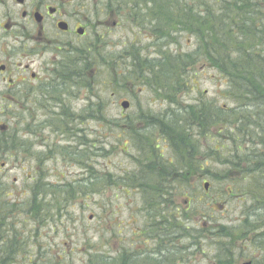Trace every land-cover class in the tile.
<instances>
[{
	"label": "trees",
	"instance_id": "obj_1",
	"mask_svg": "<svg viewBox=\"0 0 264 264\" xmlns=\"http://www.w3.org/2000/svg\"><path fill=\"white\" fill-rule=\"evenodd\" d=\"M130 4L146 7L152 27L157 26L152 30L157 40L174 43L177 37L188 36L195 45L191 53L183 55L164 52L161 57L141 60L138 54H133L135 74H145L150 88L162 94L174 107L169 116H164L170 122H164L159 127V135L164 138L171 155L166 160L161 153H157L158 147L154 148L150 140L144 138L145 143L137 145L140 158L135 162L136 169L125 173L119 180L120 185L127 188V193L135 195L144 212L147 230L159 241L158 247L165 249L139 258L120 253L119 258L108 259L102 254H94L87 264H176L179 263L176 256L187 250L184 241H189L188 246L198 250L203 245L210 246L213 264H236L237 260L252 252H255L252 264H264V73L257 74L259 66L264 64V57L258 56V53L264 55V0H133ZM84 57L82 75L63 79V71L59 72V87L63 86L67 91L77 85L91 90L96 77L91 76L90 80L86 75V71L90 70V59L86 54ZM200 62L216 69L225 78L228 86L224 92L225 99L231 101L232 107L224 108L202 100L179 106L177 96L189 87L187 68ZM57 85L52 93L58 89ZM56 101V106L63 111V102ZM105 108L104 102L97 101L90 118L105 121ZM144 118L155 124L162 122L153 117ZM59 119L61 125L54 128L55 133L63 136L64 129L76 148L85 147L91 152L98 150L95 141L80 135V128H72V123L77 121L75 116L65 112ZM40 129L39 126L26 124L23 130L31 136ZM18 134L9 130L0 132V159L8 154L15 159L30 154L31 146ZM131 134L136 141L139 140L137 133ZM199 137L213 140V145L206 151L201 150L202 153L197 156L199 153H193L191 145L192 138ZM44 147L51 152L58 151L56 155L62 158L66 153L63 146H54L53 149L47 145ZM226 149L229 150L225 156L223 151ZM67 151L78 154L72 152L73 149ZM35 159L41 160L39 156ZM209 160L220 161L228 170L234 171H228L230 174L244 176L245 186L241 189L235 188V185L219 189L210 203L196 196L191 188L193 181L209 180L208 189L203 187L207 194L216 184L239 182L231 176L227 177V172L222 175L211 173ZM76 163L83 168L85 165V178L65 184L45 183L39 171L30 178L32 182L27 194L32 204L29 203L28 207L33 206L36 220L40 219V213L43 218L49 217L47 209L51 210L53 217L63 215L70 199L96 186L97 181L101 182V186L107 185L98 180L93 166L87 161L84 164L77 159ZM106 175L110 177V174ZM0 191L1 199L5 196L1 182ZM47 197L50 201L46 200ZM225 197L239 199L243 203L239 218L231 225L215 223L205 213L194 216V209H200L202 200L210 208L223 209ZM177 200H181L178 206ZM204 219L212 224L205 223ZM137 235L140 236L141 232ZM177 246L183 247L182 251H172V255L167 256L169 251L166 249Z\"/></svg>",
	"mask_w": 264,
	"mask_h": 264
},
{
	"label": "rangeland",
	"instance_id": "obj_2",
	"mask_svg": "<svg viewBox=\"0 0 264 264\" xmlns=\"http://www.w3.org/2000/svg\"><path fill=\"white\" fill-rule=\"evenodd\" d=\"M3 1H7V5L0 4V22L10 12V15L20 22L21 11L15 0ZM132 1L63 0V10L69 19L74 20L78 16L94 25L100 34L99 38H102L95 42L97 52L94 60L88 63L90 70L86 71L90 80L91 76L96 77L95 84L92 83L91 90L72 87L73 89L67 91L63 86L57 85L58 89L53 93H45L46 99L39 101L36 106L0 111V125L5 126L7 131L19 133L18 136L28 141L31 146L30 154H23L21 158L15 159L8 154L4 159H0V182L5 199L15 200L20 209H25V205L28 206L29 202H32L28 198L27 190L32 182L30 178L37 171L45 183L48 181L65 184L85 178L87 174L85 165L83 168L76 163L77 159H81L84 164L87 161L92 165L98 180H102L103 185L107 184L101 186V182L97 181L96 186L75 195L61 216L53 217L51 210L46 208L50 213L47 221L42 213L39 221L35 220L34 224L30 223L28 218L19 219L16 229L18 239L29 247L25 248V251L41 248V254L36 253V256L41 259L45 257L44 262L49 264H87L88 259L94 254H102L108 259L119 258L120 253L139 258L165 249L158 247L159 241L147 230V221L139 201L135 195L127 193V188L121 186L119 180L125 173L136 169L135 162L140 158L137 145L145 143L144 138H148L154 148L158 147L157 153H161L166 160L170 159L171 155L167 143L159 135V127H162L164 122H170L164 116H169L174 107L161 96L162 94L150 88V81L145 74L141 73V76L135 74L133 54H138L141 60L161 57L164 52L183 55L191 53L195 45L193 39L188 36L177 37L174 43L171 40H157L152 32L157 26L152 27L153 23L145 12L146 7L141 5L133 7L130 4ZM187 71L189 87L187 91L184 90L177 96L179 106L202 100L214 102L224 108L232 107L231 101L225 99L224 92L228 89L226 80L216 69L200 62L187 68ZM93 72L97 74L91 75ZM109 82L113 84L108 86ZM44 96L42 98H45ZM56 100L63 102V111L56 106ZM97 101L106 104L105 121L90 118V115L94 114L92 107ZM124 101L130 104L127 110L120 107ZM65 112L77 118L73 125L70 124L72 128L74 126L80 128L82 130L80 135L83 134L87 140L95 141L98 150L91 152L86 151L85 147L76 148L71 143V136L64 133V129L63 136L59 134L60 130H57L58 133L53 131L54 128H60L59 118ZM145 116L157 118L162 122L155 124L150 119H145ZM26 124L39 126L41 129L35 135L28 136L23 130ZM131 133H137L139 140L136 141ZM192 141L191 148L193 153H199L197 156L213 145V140L207 141L201 137L192 138ZM46 145L52 149L54 146L56 148L63 146L66 153L62 158L56 155L58 151L51 152L44 147ZM242 148L245 149L244 146ZM72 149V152L78 154L73 155L67 151ZM228 150L223 151L225 156ZM240 155L243 156V153ZM37 156L41 160L35 159ZM208 164L211 173L222 175L227 172V177L231 176L239 182L216 184L207 194L203 187L205 183H211L209 180L203 178L200 182L193 181L192 191L196 196L205 198V202H212L219 189L231 188L233 185L241 189L245 186L244 176L228 173L234 171L228 170L229 168L220 161L209 160ZM106 174H110V177ZM46 200L50 201V197ZM225 200L223 209L215 206L210 208L202 200L200 211L194 209V216L205 213L215 223L231 225L239 218L243 203L235 198L225 197ZM180 203L181 200L176 201L177 206ZM205 223L212 224L207 220ZM138 232H141L140 236L137 235ZM177 242L179 243V240ZM183 244L187 246L185 247L187 250L176 256L179 261L176 264H213L211 260L213 251L210 246L203 245L198 250L190 248L189 241H184ZM182 248L180 246L167 248L169 251L167 256H171L172 251H182ZM43 252H46L45 256L42 255ZM253 253L255 254L252 252L251 255L237 260L236 264L251 261L254 259ZM15 264H23V260L18 258Z\"/></svg>",
	"mask_w": 264,
	"mask_h": 264
},
{
	"label": "flooded vegetation",
	"instance_id": "obj_3",
	"mask_svg": "<svg viewBox=\"0 0 264 264\" xmlns=\"http://www.w3.org/2000/svg\"><path fill=\"white\" fill-rule=\"evenodd\" d=\"M17 1L14 2L21 11L20 22L11 12L0 22V111L36 106L46 99L45 93L56 87L61 71L63 79L80 77L84 55L90 62L94 60L95 42L102 39L94 25L78 16L74 20L68 18L63 0ZM1 3L7 5V1L0 0ZM63 24L64 30L60 27ZM263 73L264 64L257 70V74ZM112 84L109 82L108 86ZM18 205L15 200L0 199V264H15L18 258L23 264H49L44 262L45 257L36 256L41 254V248L25 251L29 247L18 239L16 227L20 218L36 222L33 206L20 209Z\"/></svg>",
	"mask_w": 264,
	"mask_h": 264
},
{
	"label": "water",
	"instance_id": "obj_4",
	"mask_svg": "<svg viewBox=\"0 0 264 264\" xmlns=\"http://www.w3.org/2000/svg\"><path fill=\"white\" fill-rule=\"evenodd\" d=\"M18 2H21V0H18ZM38 18V16L36 15V19ZM61 27V29H65V25L63 24V26L61 25L60 26ZM121 108L123 109V110H127L128 108H129V103L128 102H123L122 104H121ZM0 130L1 131H3L4 130V128L3 127H0ZM208 188V185L207 184H205V189H207ZM243 264H251L250 262H247V263H243Z\"/></svg>",
	"mask_w": 264,
	"mask_h": 264
}]
</instances>
